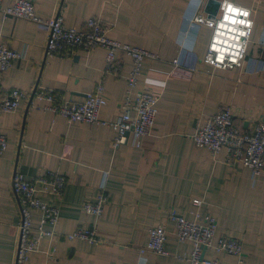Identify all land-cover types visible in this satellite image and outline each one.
Here are the masks:
<instances>
[{
    "label": "crops",
    "instance_id": "obj_1",
    "mask_svg": "<svg viewBox=\"0 0 264 264\" xmlns=\"http://www.w3.org/2000/svg\"><path fill=\"white\" fill-rule=\"evenodd\" d=\"M12 0H3L5 5ZM36 12L51 17L59 9L65 24L82 28L92 16L111 25L109 36L153 52L143 62L138 82L129 91L133 59L122 52L119 74H106L107 51L75 48L64 56L45 58L48 27L18 17L3 19L0 40L19 57L0 78V96L13 88L30 90L40 84L56 96L84 101L98 84L105 86L107 104L100 115L116 120L128 94L147 91L159 96L152 132L140 146L115 148V131L108 126L70 122L45 107L14 112L0 106V132L8 139L0 157V264H15L19 239L20 204L12 179L20 171L29 180L48 172L64 175L61 197L39 193L42 201L59 208L57 235L41 239L25 264H190L181 259L192 250L179 243L168 214L187 218L210 213L218 234L239 238L242 262L235 255L204 249L221 264H264V170L259 176L245 164H229L226 153L216 156L196 145L193 134L223 106L231 105L244 130L264 119V0H230L252 9L254 28L242 68L222 69L203 62L212 29L193 22L207 12L208 0H32ZM221 1V0H220ZM105 191L109 200L100 217L87 214L85 201ZM200 199L202 205L193 200ZM32 222L36 233L41 213ZM97 228L99 242L68 240L65 234L81 224ZM163 224L169 255L140 252L149 228Z\"/></svg>",
    "mask_w": 264,
    "mask_h": 264
},
{
    "label": "built area",
    "instance_id": "obj_2",
    "mask_svg": "<svg viewBox=\"0 0 264 264\" xmlns=\"http://www.w3.org/2000/svg\"><path fill=\"white\" fill-rule=\"evenodd\" d=\"M0 12L3 19L10 16L25 18L48 27L46 59L67 55L75 48L90 50L103 47L107 51L105 73L118 75L120 61L117 53L130 55L133 59V68L127 79L129 91L136 87L145 59L156 57L149 50L111 38L109 36L111 25L96 16L89 17L82 28L76 29L65 24L60 9L51 17L39 16L32 0H12L8 5L0 0ZM193 22L212 29L207 52L203 58L204 63L222 69L244 66L254 28L251 8L230 0H221L219 11L215 16L199 13L194 17ZM18 57V51L0 40V78ZM42 101L46 102L44 108L65 117L70 122L111 127L116 133L113 146L118 148L127 143L140 146L142 138L152 132L158 112L159 96L147 91H140L136 95L128 94L121 104V113L116 120H106L100 115L102 107L107 104L103 84H98L92 92L87 93L82 102L65 100L40 84L29 91L13 88L0 96V106L6 112L16 111L23 102H26L27 107L30 108L38 106ZM193 139L197 146L207 148L215 156L224 151L227 163L241 162L248 166L255 176H259L264 170V119L251 129L244 130L236 124L232 106L225 105L196 129ZM7 148V136L0 132V157ZM66 185L67 178L64 175L51 171L37 180L27 179L20 171L14 173L12 188L20 204L15 264H25L30 259L31 253L37 250L42 238L57 235L55 227L59 221V208L42 201L38 195L49 193L61 197ZM108 200L109 195L101 191L94 200L85 201L83 209L87 214L100 217ZM193 202L195 205H202L200 199H194ZM35 211L41 213L36 233L33 232L32 222ZM167 216L175 225L179 243L192 244L191 252L179 258L189 261L190 264H221L219 258L204 257L203 251L206 248L213 249L217 253L235 255L239 258V262H242V241L234 236L219 235V223L212 214L198 211L194 213L193 218H187L172 210ZM148 233V241L140 248V252L169 255L166 248L168 240L166 226L163 224L152 226ZM65 238L91 243L100 240L97 228L87 223L66 233Z\"/></svg>",
    "mask_w": 264,
    "mask_h": 264
},
{
    "label": "water",
    "instance_id": "obj_3",
    "mask_svg": "<svg viewBox=\"0 0 264 264\" xmlns=\"http://www.w3.org/2000/svg\"><path fill=\"white\" fill-rule=\"evenodd\" d=\"M221 1L220 0H208L207 1V12L210 16H215L220 8Z\"/></svg>",
    "mask_w": 264,
    "mask_h": 264
}]
</instances>
